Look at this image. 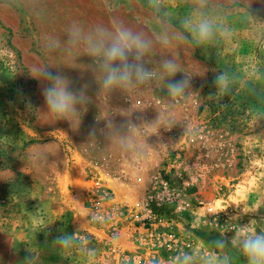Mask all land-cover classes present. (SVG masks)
Here are the masks:
<instances>
[{"label":"rangeland","instance_id":"obj_1","mask_svg":"<svg viewBox=\"0 0 264 264\" xmlns=\"http://www.w3.org/2000/svg\"><path fill=\"white\" fill-rule=\"evenodd\" d=\"M26 3L0 0V264H27L30 256L32 264H88L78 247L53 242L65 233L94 252L93 264L175 257L179 251L160 252L149 242L147 206L160 179L174 196L167 209L173 233L193 245L206 240L209 258L220 255L211 242L221 234L231 238L251 219L264 229V98L255 94L264 93V0H212L228 37L204 46L155 44L150 61L176 56L192 76L193 92L179 103L162 90L163 80L127 93L101 90L98 97L94 64L83 48L70 56L49 51L45 37L65 40L78 22L85 29L123 23L155 39L165 24L180 29L191 0H162L159 13L148 0ZM37 65L59 68L49 70L72 80L73 90L88 85L93 102L79 127V118L72 128L44 113L41 82L30 76ZM221 72L233 81L227 95L214 86ZM121 114L145 122L159 115L161 122L148 124L137 148L126 151L101 131L105 118L128 119ZM169 122L172 129L165 130ZM93 127L96 140H89ZM231 251L235 264H246Z\"/></svg>","mask_w":264,"mask_h":264},{"label":"clouds","instance_id":"obj_2","mask_svg":"<svg viewBox=\"0 0 264 264\" xmlns=\"http://www.w3.org/2000/svg\"><path fill=\"white\" fill-rule=\"evenodd\" d=\"M18 2L21 7L27 5L26 0H18ZM148 6L159 13L162 10V0H148ZM214 9L212 0H191L190 11L182 18L180 29L170 31L165 24L155 39L123 23L112 26L96 25L85 29L78 22H73L66 30L65 40L60 37L46 36L45 47L49 51L61 50L69 56L83 48V55L90 57L91 63L94 64L90 70L98 85V97L101 90L108 93L117 91L127 93L138 88L151 89L163 80L162 90L166 91L171 100L179 103L193 92L192 76L181 70L176 56L160 57L155 63L148 57L154 54V46L157 43L167 47L173 41H186L196 46H204L212 43L218 36H230V29L221 18V14ZM149 65L152 66L149 67ZM52 67L55 66H34L30 75L41 82V92L46 107L44 113L51 116L55 122L68 121L72 128L74 120L79 118V127L82 116L87 111V105L93 102L87 95L88 85L84 84L79 89L73 90L72 80L59 71L53 73L49 70ZM177 73L184 75L181 79L174 80L173 77ZM214 86L216 92L221 95L229 94L233 88L230 74L217 73ZM252 90L249 86V91ZM255 94L264 98V93L257 91ZM28 107L31 108V105L29 104ZM125 117L128 119L120 124L114 123L112 118L103 119L105 126L101 131L107 141L117 142L126 151L137 148L136 138L148 124L161 122L159 115L152 122H145L139 116L136 121L131 119V115ZM96 120L99 121L97 118ZM164 129H172L170 122ZM96 134L97 129L91 128L88 134L89 140H96ZM257 223L256 219H251L247 224L241 225L238 230H234L231 238L221 234L220 238L212 241V247L220 255L214 252L209 258L182 251L171 258L169 264H235L236 257L232 249L244 258L246 264H264V229L258 230L254 226ZM53 242L62 249L78 247L81 253L87 256L88 264H93L94 252L84 248L83 242L75 233H65ZM25 261L27 264H32V257L26 258Z\"/></svg>","mask_w":264,"mask_h":264},{"label":"built area","instance_id":"obj_3","mask_svg":"<svg viewBox=\"0 0 264 264\" xmlns=\"http://www.w3.org/2000/svg\"><path fill=\"white\" fill-rule=\"evenodd\" d=\"M173 201L174 196L169 182L165 179H160L157 188L149 198L147 206L150 220L149 242L151 246L164 253L172 250L190 252L194 247L193 243L189 239L177 237L167 220V209Z\"/></svg>","mask_w":264,"mask_h":264},{"label":"crops","instance_id":"obj_4","mask_svg":"<svg viewBox=\"0 0 264 264\" xmlns=\"http://www.w3.org/2000/svg\"><path fill=\"white\" fill-rule=\"evenodd\" d=\"M86 234H89V231H87ZM209 248H210L209 243L206 240L205 241L198 240V241H196V244L194 245L191 252L194 254H201L203 256H208V255H210V253L207 254V250ZM214 252H212V253H214ZM170 255H172V253ZM173 257H174V255L172 257L169 255H167V256L161 255L160 258H158V259L146 258V259H143V261H141L140 264H169V260Z\"/></svg>","mask_w":264,"mask_h":264},{"label":"trees","instance_id":"obj_5","mask_svg":"<svg viewBox=\"0 0 264 264\" xmlns=\"http://www.w3.org/2000/svg\"><path fill=\"white\" fill-rule=\"evenodd\" d=\"M153 211H154L155 213H157V211H155V209H153Z\"/></svg>","mask_w":264,"mask_h":264}]
</instances>
